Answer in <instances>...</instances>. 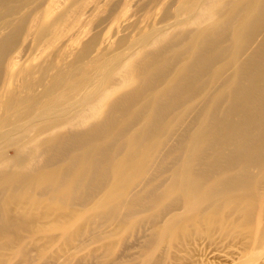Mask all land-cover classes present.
Returning <instances> with one entry per match:
<instances>
[{
    "label": "bare ground",
    "instance_id": "1",
    "mask_svg": "<svg viewBox=\"0 0 264 264\" xmlns=\"http://www.w3.org/2000/svg\"><path fill=\"white\" fill-rule=\"evenodd\" d=\"M102 237L264 264V0H0V264Z\"/></svg>",
    "mask_w": 264,
    "mask_h": 264
},
{
    "label": "rangeland",
    "instance_id": "2",
    "mask_svg": "<svg viewBox=\"0 0 264 264\" xmlns=\"http://www.w3.org/2000/svg\"><path fill=\"white\" fill-rule=\"evenodd\" d=\"M116 24H113L109 29H105L103 34L108 38L116 31ZM118 35L111 37L107 40L114 42ZM112 238H99L98 240H87L85 245L76 251H72L63 255L61 258L55 257L57 247L59 248L61 242L53 248L52 252L45 259H40L36 253L31 254V264H136L140 261L135 244L132 241H118L114 242ZM259 252V251H258ZM226 249H210L205 252H199L196 255H191L190 263L192 260L198 263L200 260L203 264H231L233 260L227 255ZM260 254V253H259ZM178 256H185L184 254H177ZM261 256V255H260ZM259 256V258H261ZM57 258V259H56ZM18 259L14 258L7 264H17ZM45 261V262H44ZM256 264V262L254 263Z\"/></svg>",
    "mask_w": 264,
    "mask_h": 264
}]
</instances>
